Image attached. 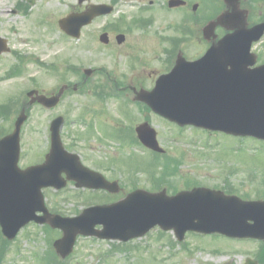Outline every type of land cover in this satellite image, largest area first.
<instances>
[{
  "label": "rangeland",
  "instance_id": "obj_1",
  "mask_svg": "<svg viewBox=\"0 0 264 264\" xmlns=\"http://www.w3.org/2000/svg\"><path fill=\"white\" fill-rule=\"evenodd\" d=\"M23 1L0 0V36L7 39L11 50L0 55V109H5V112L0 110V136L11 132L20 102L27 100L25 94L29 89L36 88L44 93L56 91L64 82L71 84L78 81L83 68L107 71L120 85L150 88L155 77L169 65L160 50L168 49L173 38L179 41V38L187 39L190 34V41L184 43L185 48L179 47L180 50L188 56L201 54L199 50L204 41L200 36L196 37L200 33L198 30L207 22V18L218 13L215 7L220 6L218 2L214 4L211 1L203 3L201 8L199 5L195 13L189 7L186 12H157L150 15L158 8L166 7L164 0H153L152 4L150 0H122L118 13L100 19L84 31L80 41H75L66 39L55 22L66 13L72 0H35L34 6L27 8L26 14H13L11 11ZM241 5L253 16V20L264 18V0H243ZM139 6L149 11L146 12L148 14L142 13V24L149 22L144 14L152 18L146 32L129 30L126 44L121 48H103L96 39L92 40L97 32L93 35L90 33L103 21L125 20L131 23L140 13ZM192 16L194 19H191ZM184 18L188 23L180 26ZM175 26L177 28L173 30ZM218 30H215L217 38L220 37ZM12 50L25 55L29 62L23 64L20 75L7 77L8 70L18 63ZM252 50L260 54L259 61L264 60V34ZM140 55L143 57L139 58ZM132 56L133 61L139 64H131ZM33 58L38 61L35 62ZM38 63L44 66L56 63V68L48 73ZM66 65L68 69L72 67L75 73L65 69ZM98 84L106 86L104 95L97 88ZM97 90L102 95L101 99L96 96ZM112 93L123 96L114 98L110 96ZM106 95L109 98L103 100ZM85 107L92 109V113L85 114L86 119L94 116L90 117L94 124L92 133L93 125L87 121L88 126L76 122ZM121 108L125 109V114L121 113ZM59 114L68 117L61 131L65 144L73 147L72 150L80 155L87 166L102 172L108 179L117 180L122 189L114 196L76 190L71 185L59 192L45 189L47 207L60 215H76L87 202L118 199L133 187L152 190L149 175L158 177L165 159L158 156V167L156 165L150 170L145 165L152 160L150 151L118 140L114 128L109 132L108 128H103V132L100 130V123L109 122L111 127L117 124L116 128H129L133 132V127L145 119L157 132L159 146L165 151L162 156L174 160H170L171 167L177 164L170 183L175 190L185 188L192 181L197 186L223 188L241 197L264 200V142L231 138L188 127L179 128L150 111H142L132 101L131 92H115L102 73L92 75L83 90L66 94L52 110L39 105L30 107L21 129V167L40 162L44 157L48 150V124ZM164 184L161 182V186ZM158 231L162 235L158 236ZM59 236L58 230L48 226L28 224L13 240L8 243L3 241L0 264H42L40 257L53 251L52 241ZM117 243L114 240L78 237L64 264H244L246 258L255 257L259 258L258 264H264V254L261 255L264 241L230 240L221 236L214 238L187 233L184 240L178 242L173 232H164L156 227L143 237L121 243L122 246ZM118 246L125 249L118 251Z\"/></svg>",
  "mask_w": 264,
  "mask_h": 264
},
{
  "label": "water",
  "instance_id": "obj_2",
  "mask_svg": "<svg viewBox=\"0 0 264 264\" xmlns=\"http://www.w3.org/2000/svg\"><path fill=\"white\" fill-rule=\"evenodd\" d=\"M225 1L233 6V1ZM218 23L231 27L227 19L219 18ZM215 25L210 23L203 30L206 38L212 36ZM233 27H237L235 31L213 44L201 59L191 63L180 59L173 72L160 79L155 89L140 91L136 98L179 125L192 124L264 139V65L250 68L255 59L249 53L252 41L262 34L264 23L249 30L238 24ZM3 51H6L5 43L0 40V52ZM58 98V95L37 96L36 100L48 107L55 105ZM23 120L21 115L13 133L0 140V226L8 239L31 220L62 230V237L53 244L61 257L71 252L78 234L127 241L143 235L155 224L164 230L173 229L179 240L186 231L264 239V202L242 201L205 188L172 197L164 191L152 194L137 190L116 203L87 208L76 217L50 214L40 190L65 186L62 172L67 179L76 181L77 187L116 192L117 185L106 182L98 173L84 170L77 156L63 150L59 139L60 118L51 124V150L45 163L19 170L18 136ZM137 132L146 146L159 150L155 133L147 124L138 127ZM36 212L42 215L37 216ZM98 224L102 225L101 230L95 229ZM247 263L255 264L249 260Z\"/></svg>",
  "mask_w": 264,
  "mask_h": 264
},
{
  "label": "flooded vegetation",
  "instance_id": "obj_3",
  "mask_svg": "<svg viewBox=\"0 0 264 264\" xmlns=\"http://www.w3.org/2000/svg\"><path fill=\"white\" fill-rule=\"evenodd\" d=\"M30 1L31 0H24L22 4L19 3L18 8L14 9L12 11V13L13 14L17 13V12L25 13L27 7L31 6ZM32 1H33L32 6H34L35 1L34 0H32ZM165 1H167V3H168L169 0H164V3H165ZM181 1H182V4H180V6H177V8L176 7L175 8H166V9L164 8V11L170 12V11L178 10L181 7L182 8L183 7L192 8L194 5H196V6L199 5V3H198L199 0H181ZM121 2H122V0H72L70 3H68V9L66 11L65 16H67L69 14H85V13H88L90 10H92L94 6H99V5H103V6H101L99 8L98 12L101 13V12H106L108 10L110 11L109 15L104 16L105 14H101L103 16L97 15V16L93 17V19L89 22L90 24L86 25L85 27H83L81 29L79 39L77 41H80L83 38L84 31L86 29L92 27L100 19L108 18L110 16H113L115 13H118L120 11L119 7L121 6ZM190 2H191V4H190ZM152 3H153V0H150V4H152ZM130 6L132 7V5H130ZM160 10H163V9L161 8ZM142 11L144 12L143 9H142ZM96 32H97V35L92 37V40L96 39L97 42L100 44V46H102L103 48H116V47L121 48L126 44V40H127L126 38H128V34H123V33L117 32V24H115L114 21H111V22L103 21L100 25H98L96 27V30L90 34L93 35ZM62 34L66 39L72 40L66 34H64V33H62ZM102 34H105V36L102 37L103 42L101 43V42H99V38ZM118 35L124 36V40L120 43L117 41ZM179 44H180L179 42H178V44L176 42H171V44L168 46V49L165 50L164 55H165V58L168 59L169 63H172L176 59V56L178 55V53H180V51L178 49ZM184 48H185V46H184ZM33 60L36 61V59H34V58H33ZM65 69H68L67 65L65 66ZM61 70H62V66H61ZM81 71H83V69ZM85 82H86V80L82 76L81 82L77 83L73 87V90L74 91L78 90V87L79 86L82 87ZM66 85H67V88L70 87V86H68V84H66ZM115 90H119V89L117 87H115ZM88 91H90V90H88Z\"/></svg>",
  "mask_w": 264,
  "mask_h": 264
},
{
  "label": "trees",
  "instance_id": "obj_4",
  "mask_svg": "<svg viewBox=\"0 0 264 264\" xmlns=\"http://www.w3.org/2000/svg\"><path fill=\"white\" fill-rule=\"evenodd\" d=\"M0 242H1V237H0ZM1 248V247H0Z\"/></svg>",
  "mask_w": 264,
  "mask_h": 264
}]
</instances>
